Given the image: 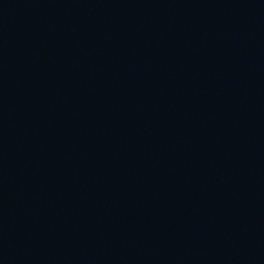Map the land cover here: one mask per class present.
<instances>
[{
    "label": "water",
    "instance_id": "1",
    "mask_svg": "<svg viewBox=\"0 0 264 264\" xmlns=\"http://www.w3.org/2000/svg\"><path fill=\"white\" fill-rule=\"evenodd\" d=\"M0 264H264V0H0Z\"/></svg>",
    "mask_w": 264,
    "mask_h": 264
}]
</instances>
